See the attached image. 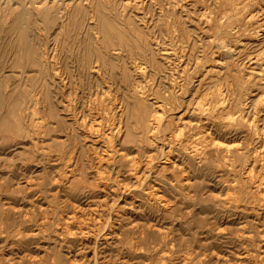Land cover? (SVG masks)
<instances>
[{
	"label": "rangeland",
	"instance_id": "374dc122",
	"mask_svg": "<svg viewBox=\"0 0 264 264\" xmlns=\"http://www.w3.org/2000/svg\"><path fill=\"white\" fill-rule=\"evenodd\" d=\"M214 1L0 0V264H264L263 210L245 199L235 204L227 187L233 174L215 171L213 157H189L184 146L196 124L191 111L209 91V78L197 90L205 68L195 64L216 30L206 14L223 10ZM180 39L189 83L171 96L178 107L165 116L187 108L185 120H174L184 134L166 147L168 131L143 133L139 107L130 105V129L112 136L118 116L103 107L132 100L140 83L156 90L153 69L148 81L132 69L147 56L164 94L180 60L158 48ZM102 48L115 62L100 70V84ZM104 132L113 140L99 147L94 137Z\"/></svg>",
	"mask_w": 264,
	"mask_h": 264
},
{
	"label": "bare ground",
	"instance_id": "6f19581e",
	"mask_svg": "<svg viewBox=\"0 0 264 264\" xmlns=\"http://www.w3.org/2000/svg\"><path fill=\"white\" fill-rule=\"evenodd\" d=\"M214 3H215L214 7H220L222 5L223 10L221 13H217L213 9L210 11L211 14L209 13L206 14L205 21L208 24L209 28L213 30V27H215L216 30L214 33V38L213 40H211L212 44L210 47V51L207 52L206 54H203L202 56L201 54L196 55L197 59H196V64H195V68H197V70L199 67L205 68L203 69L205 70V73L202 72L204 73L203 77H200L199 79V85L197 87V90L200 89L201 85L204 84L203 79L209 78L211 80L209 83L210 85L209 86L207 85L208 87L207 86L205 87V88H208L209 91L208 92L203 91L206 93L205 94L203 93L204 95L200 94V96H202V98L199 96L201 100L199 99V101H197V104L194 106L193 110L192 108L190 109L192 110L191 111L192 114L195 113L194 115L196 117H195L194 123L196 124L192 125L193 131L190 132L191 134L187 132L188 134H190L188 135L190 136L188 139L190 141V144L189 142H186V144L184 145L183 143V145L187 149L189 153L188 154L189 157H198L200 158L199 160L201 162L207 161L211 157H213L212 162H215V167H216L215 171H224V173L228 172L229 174H233L232 183L228 184L227 187L229 188V192L233 191L232 193H229V194L231 195V198L235 200L234 201L235 204H237L236 200L242 201L243 199H245V200L254 202V205L257 208L263 210V213H264V0H216L214 1ZM213 11L215 12L214 14H213ZM204 13H206V11ZM92 28H94L95 30L94 34H95V37L97 38L98 36L97 33L99 32V29H97L96 25H93ZM181 40L182 39L171 40L169 44H172V46L167 45V46L158 48L159 51H161L163 58L172 60L174 61V63L176 62V60H180L179 62L181 63L180 64L178 62L179 64L177 63L174 65L176 69L172 67L173 71L169 73V75L172 77V81L167 83V85L164 87L165 90H164V94L162 95L159 94L161 90L159 87L161 86L162 78H161V75L156 72V69L153 68V64H151V61H152L151 58L147 56L146 57L147 60H142V61L137 60L135 62V65H133L132 69H134V71L136 72L135 73L136 75L138 74L137 77L138 76L141 77V80L143 79L145 81L146 78L148 77L147 76L148 73L150 72L149 69L150 68L153 69L152 73L158 75V76L156 75L155 79L153 78L154 81L156 82V83L154 82L153 83L155 84V86H157V88L156 90L152 91V90H149V88H147L146 86H144L145 82L144 84H141L139 82L140 84H137L136 86L134 83V86H135L134 94H131L132 100L130 101L122 100L121 102L119 101L120 104L112 103L113 105L109 103L110 104L109 106L106 105L103 107L104 112L107 113L108 115H110V112L115 111V113L113 114L114 119H116L115 116H118V121L117 122L113 121L110 127L111 133L113 132L112 136L115 134V132L119 133V135H122L125 133V131L130 129L129 126L125 124V116L129 114L130 105L134 109H135V105L139 107V110H138L139 113L137 112V114L140 117V119L137 116V120L142 123L143 131H144V132L142 131L143 133L149 132L151 134L156 135L158 134V132L168 131L165 134L163 133V135L165 136L164 144L166 145V147L171 146L170 143L172 144L173 138L175 136L178 137L181 134H184L186 130H184L183 127H179L181 125H176L175 127L174 120L176 118L185 120L184 116L182 115H184V113L187 112L186 111L187 108L183 112L181 110H184V108L183 109L181 108V110H179L178 113H173L171 116H167L168 115L167 114L165 116L168 109L170 108L176 109L178 107L177 106L178 104L176 105L174 102H173L174 104H172L169 101L171 96H174V93L176 92V90L180 93L185 91L186 85L189 83L188 80L186 79L187 72H189L190 70L189 69L190 66L188 65L189 60L187 61V58L189 57V55L187 54H189V52L184 53L186 51L183 50V52L179 53L178 51L179 48L177 49V47H175L176 43H178L176 41H181ZM106 44L109 46V42H107ZM250 45L252 48H254L252 49V51H251V47L249 48ZM259 45L260 47L257 48ZM45 48L43 50H45ZM100 50L101 52L98 58V64L96 65L94 70L98 71L97 75L99 76V82L100 84H102L105 79H103L104 74L100 76V70L103 68L102 70L105 69L104 71L106 73V71L112 69L114 62H115L114 61L115 58H113L112 56L110 57L108 54H106L103 51V48ZM46 52H48V49ZM44 54H46L45 51H44ZM185 57H186V60H185ZM191 57H193V55L190 56V58ZM203 60L209 61V64L205 65V63H203ZM44 61L45 59L41 60V65L43 67H45L46 65ZM92 67L94 66L91 65L90 68ZM152 73L150 75H153ZM131 75L133 74L131 73ZM113 84H110V85L112 86ZM115 84L117 87V83ZM149 85H150V82H149ZM102 91L104 90L102 89ZM113 91L115 93L117 92L115 91V88ZM196 91H195V94H196ZM114 92L110 91V93H114ZM117 94L118 93H116V95ZM121 95L123 94H120V96ZM107 96L105 95L106 98ZM103 97L101 98L103 99ZM109 97L111 96L109 95ZM178 100L180 101L182 99H178ZM106 101L111 102V98ZM136 111H137V108H136ZM101 114L105 115L104 113H101ZM107 114L105 116H108ZM103 115L100 118L104 119L105 117ZM98 125L100 126V124L98 123L94 124V127L92 128V130L94 129L95 131L98 132V130H100ZM111 133L108 134L104 132L105 137H103L102 135H101L102 137H97V138L94 137L95 141L93 143L98 145L99 147L100 146L104 147L106 139L108 141L113 140ZM185 139L187 138L185 137ZM178 149H180L179 146H178ZM192 160L194 161V159ZM133 169H137V167L135 166V168ZM243 170L245 172L244 176L242 175ZM188 181L186 180L183 184H181V187H185V184L189 183ZM154 195H156V193H154ZM157 197L159 198V196ZM114 235H115V232H114Z\"/></svg>",
	"mask_w": 264,
	"mask_h": 264
}]
</instances>
